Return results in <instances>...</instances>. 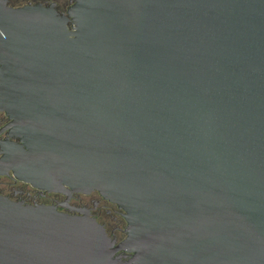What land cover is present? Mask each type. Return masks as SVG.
Listing matches in <instances>:
<instances>
[{
    "label": "water",
    "instance_id": "water-1",
    "mask_svg": "<svg viewBox=\"0 0 264 264\" xmlns=\"http://www.w3.org/2000/svg\"><path fill=\"white\" fill-rule=\"evenodd\" d=\"M69 14L0 0V109L25 146L0 171L100 192L127 237L113 249L87 213L0 195V264H264V0Z\"/></svg>",
    "mask_w": 264,
    "mask_h": 264
},
{
    "label": "flooded vegetation",
    "instance_id": "flooded-vegetation-1",
    "mask_svg": "<svg viewBox=\"0 0 264 264\" xmlns=\"http://www.w3.org/2000/svg\"><path fill=\"white\" fill-rule=\"evenodd\" d=\"M12 8L24 6H36L41 4L44 7H53L59 14L70 17L69 10L76 0H5ZM71 26V24L69 23ZM2 63L0 59V71ZM1 78V74H0ZM13 118L8 112L0 109V160L5 156V149L10 144L24 146L21 138L14 135ZM0 195H4L15 202L29 205H49L55 207L59 212H66L70 215L80 216L87 213L94 218L99 225L105 228L110 240L113 242V249L119 248L120 243L127 237V220L125 210L115 203L106 199L100 192L91 193L70 191L50 192L45 189H38L29 182L20 180L14 171L4 168L0 171ZM133 254L123 249L117 250L114 259L119 263H127Z\"/></svg>",
    "mask_w": 264,
    "mask_h": 264
}]
</instances>
